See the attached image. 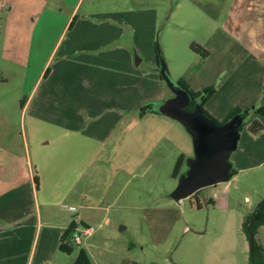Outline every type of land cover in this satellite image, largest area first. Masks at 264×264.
<instances>
[{"label":"crops","instance_id":"obj_1","mask_svg":"<svg viewBox=\"0 0 264 264\" xmlns=\"http://www.w3.org/2000/svg\"><path fill=\"white\" fill-rule=\"evenodd\" d=\"M208 7L214 25L208 45L200 44L209 55L199 57L204 67L193 78L194 91L216 88L205 108L221 122L236 107L251 112L240 138L244 139V148L238 156L231 155L237 170L231 181H238L253 168L264 165V130L258 136L249 131L255 120L264 125V0H208ZM149 11L87 13L77 16L70 28L73 13L61 36L66 33L56 68L45 76L48 61L25 99L24 92H10L6 85L11 79L0 75V264H33L42 225L38 200L42 175L38 174L37 189V170H84L86 140L103 148L115 139L111 154L123 152V159L131 155L134 158L136 129L141 123L151 130L146 129L145 136L139 138L145 151L152 152L163 141L172 140L171 136L176 139L169 132L170 126L185 138L183 128L155 112L152 102L164 101L168 86L160 73L151 69L154 61H150L149 70H144L141 66L145 59L135 57L137 27L131 22L137 17L146 19ZM152 11L155 17L149 20V28L157 27L158 22V14ZM22 41L9 39L7 34L0 38L2 58L9 52L18 58L15 50ZM60 42L61 39L52 54L56 50L59 53ZM206 77L207 82L203 81ZM151 105L152 109L142 115V108ZM76 144H81V149ZM47 145L54 147L43 151L42 146ZM134 169L129 162L121 168ZM230 186L224 194L216 186L213 192V186L204 188L196 198L201 208L206 204L209 209L230 214L228 219H215L214 231H209L207 241L203 236L207 229L196 232L203 239L198 250L203 264H250V241L242 228L247 214L235 209L234 200L237 191L245 186L237 185L231 193ZM247 190L256 192L251 187ZM181 202H169V206L178 207ZM246 202L253 214L264 199L252 201L248 194ZM235 210L240 216L237 229ZM79 221L92 227L87 219ZM177 225L178 221H174L171 229L151 237L156 248L168 242ZM189 228L186 226L185 231ZM255 239L264 246V225L257 229ZM83 249L95 264L86 242ZM131 264L140 263L131 260Z\"/></svg>","mask_w":264,"mask_h":264},{"label":"rangeland","instance_id":"obj_2","mask_svg":"<svg viewBox=\"0 0 264 264\" xmlns=\"http://www.w3.org/2000/svg\"><path fill=\"white\" fill-rule=\"evenodd\" d=\"M129 9L150 10L145 14L146 19L137 17L131 22L137 27L135 57L145 59L141 68L149 70L150 61H154L151 69L159 72L166 66L175 84L182 79L194 90L193 78L197 70L204 67L203 61L199 64L198 60L204 57L191 47L194 44L207 46L214 25L209 16L208 0H0V38L7 34L9 39L23 40L15 50H18L16 59L13 52L2 58L0 46V75L11 79L6 87L10 92H24L25 99L46 63L49 61L44 73L48 68H56L66 33L61 36L73 13L72 20L87 13L118 14ZM152 10L158 14V22L157 27L149 28V20L155 17V13L151 14ZM60 39L59 53L56 50L52 54ZM207 80V77L203 79ZM167 90L164 101L152 102L157 111L163 102L174 96L169 86ZM166 118L183 128L185 138L170 126L169 132L176 139L171 136L172 140L163 141L152 152L145 151V145L139 138L145 136L146 129L151 130L141 123L136 129L135 159L132 155L130 159H123V152L118 156L111 154L115 139L103 148L86 140L84 170H37L42 175L38 197L42 225L33 252V264H74L79 251L84 248V242L83 247H74L71 254L60 251L63 229L73 217L87 219L94 228L85 242L95 264H119L120 261L131 264V260L140 264L204 263L198 256L203 239L196 232L207 229L208 232L203 235L207 241L209 231H214L215 219L225 220L230 214L224 210L209 209L206 204L199 210L195 197L182 200L178 207L169 206V202L176 201L172 192L178 186L180 176L188 171V161L195 156V151L192 136L185 127L168 116ZM244 144V139H241L234 156L240 154ZM76 145L81 149V144ZM52 147L42 146V150ZM181 155L185 156V162L181 174L175 178L173 173ZM126 162L135 169L121 170ZM252 170L238 181L230 179L215 185L217 191L223 194L230 185V193L236 191L237 185H244V190H238L234 200L235 209L247 216L254 210H248L246 195L249 194L256 202L264 199V165ZM215 186L210 189L211 192ZM249 187L256 192L248 191ZM237 211L234 213L236 229L240 224ZM174 221H178V225L168 242L156 248L151 237L171 229ZM186 226L190 228L185 231ZM235 236L239 238L237 231Z\"/></svg>","mask_w":264,"mask_h":264},{"label":"water","instance_id":"obj_3","mask_svg":"<svg viewBox=\"0 0 264 264\" xmlns=\"http://www.w3.org/2000/svg\"><path fill=\"white\" fill-rule=\"evenodd\" d=\"M159 73L175 96L163 102L158 111L180 122L193 139L195 156L189 159L188 171L180 176L178 186L172 192V198L181 201L233 178L231 155L238 148L244 119L238 115L220 125L207 117L200 106L188 111L191 94L171 80L165 66ZM249 241L253 251L254 233H250Z\"/></svg>","mask_w":264,"mask_h":264},{"label":"trees","instance_id":"obj_4","mask_svg":"<svg viewBox=\"0 0 264 264\" xmlns=\"http://www.w3.org/2000/svg\"><path fill=\"white\" fill-rule=\"evenodd\" d=\"M76 20H77V16H75L73 18V20L70 24V28L74 27ZM191 49L195 53L199 54L202 57H207L209 55V52L205 48H203L201 46H197L196 44L192 45ZM157 52H158V63H159L160 62L159 48H158ZM159 66H160V63H159ZM165 69H166V66H165ZM50 71H51V69L48 68L45 71V76H47L50 73ZM166 73L168 74L167 69H166ZM160 77L162 80H164L162 75H160ZM176 85L178 87L188 91L192 96V101H191L190 105L187 107V110L193 111L197 106H200L203 113L207 117H209L210 119H212L213 121H215L216 123H218L220 125L228 122L229 120H231L235 116L239 115L240 117H242L244 119V124H243V127L241 129V132L243 131V129L246 125L245 120L248 117V115L251 113L249 110H244L240 107H236L232 110V112L229 114V116L223 122H221L218 119H216L215 117H213L205 108V105L207 104V102L216 93L215 87L207 88V89H204L202 91H194L186 83V81H184L182 79L179 80L176 83ZM151 107H152V105L142 108V110H141L142 115L145 112H147L148 109L151 110L152 109ZM155 112L160 113L159 111H157V109L155 110ZM263 130H264V125L258 120L253 121L249 127V131L253 136H258ZM184 162H185V156L181 155L178 159V162L176 164V167H175V170L173 173V176L175 178H178L179 175L181 174ZM232 175H233V177L235 175H237V170L234 168V165L232 167ZM34 179H35L37 189H39V176H38L37 172L35 174ZM200 191L195 193L192 197L197 198ZM208 204H211V202H208ZM197 208L201 209V206L199 205L198 202H197ZM263 210H264V203L261 206H259V208L253 214H251L245 218L242 228H243V231L246 233L248 239L250 237V233H254V235H256L257 229L264 225V211ZM80 223L82 225H84L82 222H80ZM78 227H79V224L77 223L76 218H75L69 224V226L64 230V232L60 238V251L61 252L71 254L75 249L74 247H79V246H75L71 243V236ZM74 264H92L89 255L87 254V252L83 248H81V250L79 251V254H78ZM250 264H264V246L257 243L256 239H255L254 250L251 251V255H250Z\"/></svg>","mask_w":264,"mask_h":264},{"label":"built area","instance_id":"obj_5","mask_svg":"<svg viewBox=\"0 0 264 264\" xmlns=\"http://www.w3.org/2000/svg\"><path fill=\"white\" fill-rule=\"evenodd\" d=\"M72 210H75V208H71ZM77 223L79 224V227L74 231V233L71 236V243L75 246L81 247L83 245V242H85V239L90 236L94 232L93 227H86L80 223L79 220H77Z\"/></svg>","mask_w":264,"mask_h":264},{"label":"flooded vegetation","instance_id":"obj_6","mask_svg":"<svg viewBox=\"0 0 264 264\" xmlns=\"http://www.w3.org/2000/svg\"><path fill=\"white\" fill-rule=\"evenodd\" d=\"M174 96H175V95H174ZM174 96H173V97H174ZM188 111H189V110H188ZM190 111H191V110H190Z\"/></svg>","mask_w":264,"mask_h":264}]
</instances>
